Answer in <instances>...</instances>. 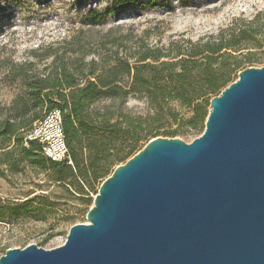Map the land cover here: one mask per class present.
<instances>
[{
  "label": "water",
  "instance_id": "water-1",
  "mask_svg": "<svg viewBox=\"0 0 264 264\" xmlns=\"http://www.w3.org/2000/svg\"><path fill=\"white\" fill-rule=\"evenodd\" d=\"M85 219L0 264H264V66L210 99L193 141L152 138L117 165Z\"/></svg>",
  "mask_w": 264,
  "mask_h": 264
},
{
  "label": "trees",
  "instance_id": "trees-1",
  "mask_svg": "<svg viewBox=\"0 0 264 264\" xmlns=\"http://www.w3.org/2000/svg\"><path fill=\"white\" fill-rule=\"evenodd\" d=\"M132 4V0H112L110 8L86 15L83 24L103 25L113 9ZM154 5L149 1L138 6ZM257 33L264 36V23L254 31H230L205 42L170 43L166 49L151 47L140 38L128 46V35L107 33L92 47L74 38L54 52L33 53L39 60L50 59L41 70L30 61L8 64L0 80L19 93L9 105L0 106V176L20 174L26 167L38 169L47 172L49 181L73 188L79 200L91 202L84 198L86 192L95 190L150 139L181 134L158 132L165 121H177L176 104L189 113L186 126L203 131L210 99L241 69L258 62L242 54L249 45L257 46L253 45ZM89 55L95 58L86 60ZM130 95L143 96L150 113H123L121 105ZM102 100L117 106L93 108ZM54 109L62 116L71 164L51 161L37 142L26 140L33 125Z\"/></svg>",
  "mask_w": 264,
  "mask_h": 264
},
{
  "label": "rangeland",
  "instance_id": "rangeland-1",
  "mask_svg": "<svg viewBox=\"0 0 264 264\" xmlns=\"http://www.w3.org/2000/svg\"><path fill=\"white\" fill-rule=\"evenodd\" d=\"M111 1L0 0V79L11 63L30 61L37 70L43 69L50 59L39 60L33 53L54 52L74 38L92 47L107 33L128 35V46L140 38L151 47L166 49L170 43L205 42L230 31H254L264 23V0H132L131 6L113 9L103 25L83 24L86 15L110 8ZM149 1L155 5L138 6ZM255 37L257 46L249 45L242 54L258 62L247 67L264 66V36L257 33ZM92 58L89 55L86 60ZM18 93L14 85L0 80V106L9 105ZM103 106L117 105L110 100L93 104L96 109ZM176 109L177 121H165L158 132L180 131L173 138L190 143L201 133L186 126L189 113L183 107L176 104ZM121 111L133 116L150 113L141 95L126 98ZM98 187L84 198L93 200ZM84 200L77 198L73 188L49 181L47 172L38 169L26 167L20 174L0 176V256L7 249L30 244L46 250L62 245L71 226L87 223L92 201Z\"/></svg>",
  "mask_w": 264,
  "mask_h": 264
},
{
  "label": "built area",
  "instance_id": "built-area-1",
  "mask_svg": "<svg viewBox=\"0 0 264 264\" xmlns=\"http://www.w3.org/2000/svg\"><path fill=\"white\" fill-rule=\"evenodd\" d=\"M26 140L35 141L41 147L42 155L51 161H68V149L65 144L62 129V116L59 110L48 112L45 117L36 122L26 135Z\"/></svg>",
  "mask_w": 264,
  "mask_h": 264
}]
</instances>
